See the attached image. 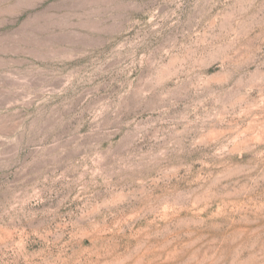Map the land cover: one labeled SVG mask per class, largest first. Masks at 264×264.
I'll list each match as a JSON object with an SVG mask.
<instances>
[{
  "label": "rangeland",
  "instance_id": "obj_1",
  "mask_svg": "<svg viewBox=\"0 0 264 264\" xmlns=\"http://www.w3.org/2000/svg\"><path fill=\"white\" fill-rule=\"evenodd\" d=\"M0 264H264V0H0Z\"/></svg>",
  "mask_w": 264,
  "mask_h": 264
}]
</instances>
